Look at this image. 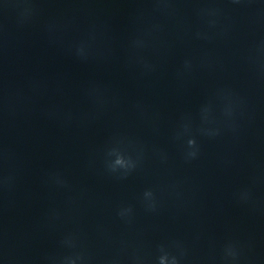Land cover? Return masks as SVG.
<instances>
[{
	"label": "clouds",
	"instance_id": "9594fccd",
	"mask_svg": "<svg viewBox=\"0 0 264 264\" xmlns=\"http://www.w3.org/2000/svg\"><path fill=\"white\" fill-rule=\"evenodd\" d=\"M188 144H189L190 147H193V146H195V141H194V140H189V141H188ZM192 155L194 156L195 153H192ZM116 163H117V164H121L122 161L118 159V160L116 161Z\"/></svg>",
	"mask_w": 264,
	"mask_h": 264
}]
</instances>
